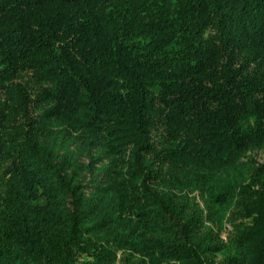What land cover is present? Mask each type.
<instances>
[{
  "label": "trees",
  "instance_id": "1",
  "mask_svg": "<svg viewBox=\"0 0 264 264\" xmlns=\"http://www.w3.org/2000/svg\"><path fill=\"white\" fill-rule=\"evenodd\" d=\"M0 264H264V0H0Z\"/></svg>",
  "mask_w": 264,
  "mask_h": 264
}]
</instances>
